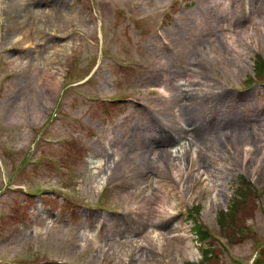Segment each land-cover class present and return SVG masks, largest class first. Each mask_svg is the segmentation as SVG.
<instances>
[{"label":"rangeland","instance_id":"374dc122","mask_svg":"<svg viewBox=\"0 0 264 264\" xmlns=\"http://www.w3.org/2000/svg\"><path fill=\"white\" fill-rule=\"evenodd\" d=\"M235 1L225 32V0H0V264H264V0ZM43 72L62 81L49 103ZM195 100L255 137L231 146L229 127L208 129L203 155ZM182 143L183 172L150 171ZM160 184L172 210L154 213Z\"/></svg>","mask_w":264,"mask_h":264},{"label":"bare ground","instance_id":"6f19581e","mask_svg":"<svg viewBox=\"0 0 264 264\" xmlns=\"http://www.w3.org/2000/svg\"><path fill=\"white\" fill-rule=\"evenodd\" d=\"M214 5L215 6H218L220 7L219 10H225L227 11V14H226V20L224 22H222L223 24H221V28L222 29H225V32H226V28L227 26L231 24H235V21H236V13H237V1L235 0H232V1H229V0H225L224 3L220 4L219 2H214ZM220 5H223L224 8H222ZM11 7V10L9 12V15L12 16V14H15L16 16H20V13H24V10L22 8V6L20 5L19 2H13V6L10 5ZM56 9V8H55ZM27 10V9H26ZM30 13H31V10H30ZM35 19L38 23H45L46 20H47V16H45L44 14H40V11H37L35 12ZM25 16H31L30 14H25ZM230 17V18H229ZM228 21V22H227ZM237 27L240 26L241 24H237ZM247 31H251L250 29H248ZM36 34H37V37L40 33H42L41 31V27H38L37 30H36ZM247 33L249 32H243L240 37L238 38L239 40V43H242L243 41V38L244 36H249ZM250 35H252V33L250 32ZM243 36V38H242ZM223 40L225 45L227 46V49H235V48H238L239 46H236L238 41H236V43H234L233 41L234 40H231V39H228L227 38V35L224 34L223 36ZM20 39V38H19ZM228 39V40H227ZM241 40V41H240ZM233 43V45H231ZM243 46V44L241 45ZM236 51V56L237 58H241V54H243L244 50L240 51V49H235ZM204 59H202L203 61ZM44 74H42L41 77H37L35 80L37 81L38 83V86L37 88L41 87L40 88V91H41V94L42 95H47L48 98H43V101L46 102V103H49L50 102V99L51 98V95L52 94H55L59 91V88L60 86L62 85V81H61V78L60 77H55V75L53 73H47V72H43ZM189 84H192V83H189ZM160 88H163V87H160ZM164 89V88H163ZM165 90V89H164ZM52 93V94H51ZM203 94L204 96L210 98L212 96H208V94L205 95V93H201ZM199 96L197 97L198 99H201L203 98L204 99V96ZM49 102H48V101ZM196 103V104H195ZM195 103L191 106L190 108V111H189V117L188 115L186 116L185 114V117L186 118V123L189 124L188 120H192L193 122H200L201 125L200 127L198 128H195L193 129V133H195V137L198 139V141L203 144L202 146L205 147V153H202L203 155L204 154H207V156L209 158H211L212 156L209 155V153H211V150H209L208 148L206 149V146H205V143L206 141L209 139H207L205 136H206V131L209 129L211 131L212 130H220V131H224L225 129H227L229 126L227 125L229 123V117H237V113L236 112H227V111H222L221 114H219V117H217V119L215 120H211L209 122H207V118L204 114V106H205V103H201L199 101L196 102L195 100ZM34 107L32 108V114H29V116L31 117V119L33 121H37L39 120L40 118V115H42L41 113V109L39 108V106H37L36 104L33 105ZM161 109H163V105H161ZM220 112V111H219ZM257 117H259V115L257 114ZM188 119V120H187ZM236 121V120H235ZM251 120L249 119H244V120H241L240 116L238 117V120L236 121V123L230 125V132L229 133H223L222 134V138L226 141V144H230L231 143V146H234V145H237L239 142L243 144H240L239 147L241 145H244V142H246L248 140V138H251V137H255L253 134L251 133H247V131L249 130V124H250ZM255 122V120H254ZM203 123V124H202ZM172 130H174V127L172 126ZM157 136L158 138H161V139H166L167 142L171 141V135L169 134H166L165 132L163 134L160 135V132H157ZM259 138H257L259 140V142H261V135H257ZM195 139V138H194ZM188 149H187V146H186V143H182L180 144L176 149H172L171 151H159L157 153V155L155 157H150L149 160L151 161V169L150 171L152 173H154V171H159L162 167V162H163V159H165L166 161H170V160H173L174 162H176V166L179 168V171L180 172H183V168H184V157H185V152H187ZM98 154L101 156L99 160L93 162V165L95 166V170L96 172L100 170L99 174L98 175V178H97V181L100 182V184H102L101 180L102 179H107V176H108V171L105 169V166H107V160H105V158H103L102 156V153L101 152H98ZM117 155V154H116ZM245 156L247 157L248 154H245ZM37 158V157H36ZM253 160H254V155H253ZM158 161L160 164L155 165V163L153 161ZM264 158L261 157V162H263ZM177 171L174 173V177L177 178L179 175L178 173L180 174V172ZM207 176V175H206ZM176 186V191H177V194H179L180 196V200L178 198L179 201H182L183 198H185V196H183L182 194V186L181 185H177V184H174ZM154 196H152L150 199L148 200H151V202L154 203V205H156V208L154 207H150L149 206V203L146 204V202H143L142 204V207H141V204L139 203H134V205L137 204L138 208L142 211V212H145V207L144 206H149V210L148 211H151V208H153L152 210L155 211L156 210H159L161 213L164 212L165 208H168V210H172V206H170L169 204V198H170V192L167 190L166 188V184H160L158 186V190H157V193H153ZM173 195L175 196L176 194L173 193ZM127 203H128V200H127ZM116 253L120 256L123 255L122 251H119L117 250ZM144 254L143 253L141 255V257L144 259Z\"/></svg>","mask_w":264,"mask_h":264}]
</instances>
